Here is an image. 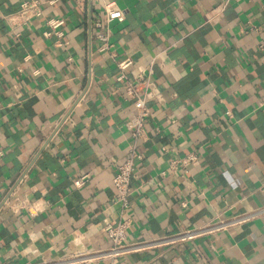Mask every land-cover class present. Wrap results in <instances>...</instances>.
<instances>
[{
	"label": "crops",
	"instance_id": "obj_1",
	"mask_svg": "<svg viewBox=\"0 0 264 264\" xmlns=\"http://www.w3.org/2000/svg\"><path fill=\"white\" fill-rule=\"evenodd\" d=\"M21 1L0 0V264H264V212L174 237L264 206V0H44L14 28ZM109 2L124 11L108 24L112 54L93 26ZM49 17L61 36L45 35ZM125 57L130 75L155 58L163 97L147 104L125 213L124 242L152 243L109 258L132 131L115 79Z\"/></svg>",
	"mask_w": 264,
	"mask_h": 264
},
{
	"label": "built area",
	"instance_id": "obj_2",
	"mask_svg": "<svg viewBox=\"0 0 264 264\" xmlns=\"http://www.w3.org/2000/svg\"><path fill=\"white\" fill-rule=\"evenodd\" d=\"M44 0H22L19 3L18 9L6 16L9 24L14 28H20L28 24L32 18L41 17L43 14ZM124 19V11L116 6L113 2L106 3L104 5V19L95 20L93 23L96 28V38L100 41L99 49L111 53L112 44L109 41V29L108 24L112 20L122 21ZM49 27V31L45 32V35L54 33L56 36H61L60 26L63 24V19L58 17H49L45 21ZM154 57L146 65L138 66L133 74L126 72L127 68L132 64V60L129 57L115 60L117 67V75L115 79L120 81V87L125 97L130 100L132 104L131 120L132 131L131 141L126 149V156L124 160L116 167L112 184L115 188L117 196L114 203L119 206V214L116 219L108 221L103 229L109 240L108 247L100 252L102 255L109 258H115L123 253L131 250H136L149 243H125V230L128 226V218L125 217V213L129 207V195L132 192L131 178L134 175V169L136 162L142 159V153L137 148L138 141H145L147 139V127L146 119L149 116L148 102L155 100L161 102L163 97L155 82L151 79L154 65ZM196 161L194 153H188L181 158H172L169 160V166L176 168L179 164L186 167ZM88 179V175L79 176L74 179L73 184L76 187L81 186ZM260 212H264V206L257 208L251 212L241 213L237 216H233L227 220H219L214 225H208L204 227H192L186 229L180 233L174 235L181 240L194 237L199 234L209 233L218 228H225L234 224L246 221ZM39 264H48L40 262Z\"/></svg>",
	"mask_w": 264,
	"mask_h": 264
}]
</instances>
